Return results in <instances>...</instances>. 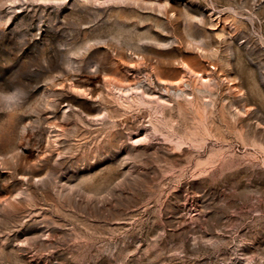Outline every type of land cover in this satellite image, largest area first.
I'll list each match as a JSON object with an SVG mask.
<instances>
[{
	"label": "rangeland",
	"instance_id": "obj_1",
	"mask_svg": "<svg viewBox=\"0 0 264 264\" xmlns=\"http://www.w3.org/2000/svg\"><path fill=\"white\" fill-rule=\"evenodd\" d=\"M0 264H264V0H0Z\"/></svg>",
	"mask_w": 264,
	"mask_h": 264
}]
</instances>
